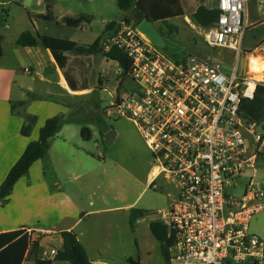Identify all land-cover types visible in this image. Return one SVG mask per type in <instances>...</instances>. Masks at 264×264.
<instances>
[{
    "label": "built area",
    "instance_id": "1",
    "mask_svg": "<svg viewBox=\"0 0 264 264\" xmlns=\"http://www.w3.org/2000/svg\"><path fill=\"white\" fill-rule=\"evenodd\" d=\"M216 1L220 16L214 26L199 27L202 40L246 55L243 75L238 66L227 73L219 62L172 59L125 22L105 45L128 56L135 84L111 104L114 117L133 121L152 153V188L162 176L176 191L154 220L173 241L168 264H264V241L250 232L253 216L264 211V182L254 174L264 159V120L241 113L264 86L251 68L260 55L243 49L247 0Z\"/></svg>",
    "mask_w": 264,
    "mask_h": 264
},
{
    "label": "crops",
    "instance_id": "2",
    "mask_svg": "<svg viewBox=\"0 0 264 264\" xmlns=\"http://www.w3.org/2000/svg\"><path fill=\"white\" fill-rule=\"evenodd\" d=\"M31 3L37 7L35 10ZM66 3L64 0H0V8L16 5L23 9L33 23V33L41 36L70 40L64 34H48L51 27L66 32L81 31L83 36L70 40L79 45L92 44L104 34L108 24L118 21L104 19L105 30L101 35L95 34L93 29L92 33L85 35L84 31L92 28L96 16L103 12L76 11ZM49 7L55 21L47 22L37 17L46 14ZM1 12L0 19L5 17L6 28L0 27V37L3 38V57L0 59V186L29 144L39 139L40 130L49 119L62 115L69 118L76 107L93 99L95 91L108 87L106 68L109 63L116 62L101 54L79 56L49 50L43 45L23 48L16 40L29 28L23 27L9 40L1 28L9 30L14 27L13 15L4 9ZM80 16H86L88 21L78 28H71L63 22L64 18L77 19ZM256 24L259 23H251ZM95 67L100 71L98 80L95 78L93 81ZM26 69L30 73H26ZM99 80L103 83L100 84ZM116 82L114 96L117 97L120 83ZM43 90L48 97L39 95ZM20 102L25 105L17 106ZM15 104L17 108L14 110L12 106ZM27 115L36 116L38 120L30 136L25 137L21 129L26 124ZM85 128L89 127L65 123L53 138L49 153L32 165L29 174L17 181L9 199L0 203V235L29 230L28 236L38 244L27 249L21 261L14 260L11 264H36L38 259L44 260V253L53 264H70L56 261V256L50 255L51 250L58 252L62 249L63 231L76 233L92 264H116L119 248L122 250L124 245L125 249L132 248L127 244L130 235L126 229L132 228L131 212L137 208L139 199L129 203L120 192L117 181L96 175L97 166H105L102 162L104 157L101 154L96 159L89 147L93 132L89 128L91 138H85L82 134ZM99 129L103 139L113 141L117 138L118 132H110L108 127ZM103 171L106 173V169ZM152 178L153 170L148 174L146 189L151 188ZM117 217L122 219L124 226L116 224ZM135 232L136 229L132 232L133 238ZM253 233L259 236L260 231L255 229ZM122 253L119 255L121 263L129 264L128 259H134L131 251Z\"/></svg>",
    "mask_w": 264,
    "mask_h": 264
},
{
    "label": "rangeland",
    "instance_id": "3",
    "mask_svg": "<svg viewBox=\"0 0 264 264\" xmlns=\"http://www.w3.org/2000/svg\"><path fill=\"white\" fill-rule=\"evenodd\" d=\"M64 1L67 2L66 5L71 6V8L76 11L85 10L94 14L103 12L102 15L96 16L92 28L89 27L88 30L84 31L86 32L85 35L92 33V29L95 34L101 35L105 30V24L103 23L104 19L119 21L125 16V13L119 9L117 0H97L96 3L88 0ZM186 1L185 11L187 13L194 12L201 3L206 4L210 8H215L217 5L216 0ZM31 4L33 5L32 8L35 10L37 7L33 3ZM3 9L6 12L11 11L13 15L11 20L14 27L9 30L1 28L2 31L8 34L9 40H12L13 36L23 27L29 28V31L33 32V23H31L23 9L16 5L5 6L4 8H0L1 14V10ZM246 14L247 29L245 40L243 41V49L261 56L260 50L264 49V0H247ZM253 21H257L259 24L251 25ZM169 23L172 26H177L179 31L171 34L166 25L156 24L154 26L156 29H162L165 35L163 36L165 47H158L159 50L175 56L180 60L195 58L226 64L225 71L227 73H230L231 69L235 66L239 67L240 75H243V73L247 71L249 61L246 55L243 54L242 58H240L238 54L236 55L228 50H213V48L206 46L202 40L199 27L192 23L189 16L178 17L171 20ZM5 26L6 24L1 27L6 28ZM47 33H54L57 35L64 34V37L70 38V40H76L80 38V36H83L81 31L75 32L70 30L66 32L57 30L55 27L48 29ZM118 70L119 66L116 62L109 63L105 74L108 79L106 80L108 87H106L105 90L101 89L100 91H95L93 99L89 103H85V106L81 107L80 112H76V117L83 115V118L89 120L83 121L82 123L84 127L91 128L93 132V140L89 141V147L96 155V159H98V156L101 154L104 157L102 162L105 163V166H97L98 172L96 175L98 177L102 175L108 176L109 179L115 182L117 181L120 185V192L123 196H126L127 201L130 203L135 199H139L136 207L146 213V216L135 226L137 228H134L136 229L134 234L136 240L132 236L134 229H126L128 235H130L127 244H130L128 246L132 248L125 249V245L122 250L119 248L117 251L118 256L116 257V261L118 262L116 264H126L120 262L119 255L124 254L122 253L123 251H131L135 261L141 264H167L161 253L160 242L153 237L150 231V224L152 221L156 220L159 210L163 211L167 209L176 191L172 184L162 176L156 182L158 189H146L148 174L154 170L155 166L152 153L140 136L139 129L135 123L126 118L115 119L113 107H111V104L117 98L114 94L116 93V81H118L119 75L117 74ZM99 71L100 69L95 67L94 78H92L93 81L95 78L98 80ZM134 87L135 84L131 79H129L126 84H122L120 88V99L127 96ZM39 95L48 97L44 90L40 91ZM99 102L100 106L97 105ZM97 114L105 120L110 132H118L115 140L108 141L105 137L104 139L101 137L99 132L100 129L95 123ZM76 127L82 128L80 125H76ZM101 168H103V170L106 169V173ZM90 169L93 171V168ZM251 174H253V172H251ZM254 174L257 184L264 182V159L256 163V172ZM112 217L113 215H111L109 219L111 220ZM116 224L120 227L124 226L122 219L118 217ZM255 229L260 231L257 237H260V239L264 241V212L253 216L250 223V232L253 233Z\"/></svg>",
    "mask_w": 264,
    "mask_h": 264
},
{
    "label": "trees",
    "instance_id": "4",
    "mask_svg": "<svg viewBox=\"0 0 264 264\" xmlns=\"http://www.w3.org/2000/svg\"><path fill=\"white\" fill-rule=\"evenodd\" d=\"M186 3V0H117L119 9L125 13L124 18L121 22L113 21L108 24L104 34L90 45H79L76 42L66 39L41 36L39 34H34L31 31L20 34L16 40V43L23 48H32L38 45H43L49 50L64 51L79 56H94L96 54H101L103 57L111 61H116L119 68L122 70V73L118 76V82L120 83L116 98V101H118L120 99L121 85L126 84V82L131 79L129 75L131 64L128 56L117 49V47H113L110 51H106L105 45L107 40L113 35L117 28H119L120 23L122 22L138 26L144 20H148L154 26L156 24L166 25L171 34L177 33L179 28L177 26L170 25L169 22L173 19L186 15L189 16L192 23L198 27L210 28L211 26L215 25L218 16H220L219 10L210 8L206 4L201 3L194 12L187 13L185 11ZM50 11L51 8L49 7L46 14L37 15V17L46 20L47 22H53L55 21V17ZM87 21L88 18L86 16H80L77 19H71L68 17L63 19V22L71 28H78ZM5 24L6 19L3 17L0 19V27L4 26ZM157 30L162 34V36H165L162 29L158 28ZM2 42L3 38L0 37V59L3 57ZM206 46L208 45L206 44ZM213 50L222 49L215 48ZM166 55L177 61L180 60L175 56L169 54ZM199 60L204 61L203 59ZM92 76L94 78V71L92 72ZM99 81L100 84L103 83V80ZM24 105V102H20V104L17 106L21 107ZM97 105L100 106V102L97 103ZM17 106L15 104L12 106V108L15 110ZM83 106H85V103H82L76 107L69 118H66V116L63 115L56 116L46 122L45 126L40 130L39 139L29 144L25 153L22 154L21 158L12 167L8 177H6L0 186V203L3 204L9 199L13 193L17 181L29 174L32 165L36 161L44 159V157L49 153L53 138L57 135L65 123L82 124L83 121H89L86 118H83V115L76 117V112H80V109ZM241 113L248 119L258 120V122L264 120V86H259L257 88L254 100H247L243 102ZM37 120L38 118L36 116L27 115L26 124L24 125L23 129H21V134L25 137L30 136L31 131L34 129L37 123ZM95 123L99 128L107 129L105 120L98 114L95 119ZM90 131L91 130L89 128H85L84 131H82L83 136L85 138H91ZM145 216V211L137 210V208L133 209L130 217L132 226L131 229H134L137 225V222L143 219ZM150 230L154 237L160 242L162 250L161 253L168 264L170 249L173 245V241L168 238L167 228L160 224V222L152 221L150 224ZM61 236L63 238V247L62 249L58 250L55 257L56 261H64L70 264H92L88 259L86 248L81 243L75 232L63 231ZM31 240L32 239L23 233V231H13L1 234L0 264H11V261L14 260L21 261L27 249H29L31 245ZM37 245L38 244L36 242H33L32 244L34 248ZM128 263L140 264V262H136L133 258H129ZM36 264H53V261L38 259Z\"/></svg>",
    "mask_w": 264,
    "mask_h": 264
},
{
    "label": "water",
    "instance_id": "5",
    "mask_svg": "<svg viewBox=\"0 0 264 264\" xmlns=\"http://www.w3.org/2000/svg\"><path fill=\"white\" fill-rule=\"evenodd\" d=\"M138 29L158 47H165V41L162 34L154 27V25L150 21L144 20L138 25Z\"/></svg>",
    "mask_w": 264,
    "mask_h": 264
},
{
    "label": "bare ground",
    "instance_id": "6",
    "mask_svg": "<svg viewBox=\"0 0 264 264\" xmlns=\"http://www.w3.org/2000/svg\"><path fill=\"white\" fill-rule=\"evenodd\" d=\"M251 68H252V71L258 75L259 80L263 79L264 78V55L254 58L251 64Z\"/></svg>",
    "mask_w": 264,
    "mask_h": 264
}]
</instances>
